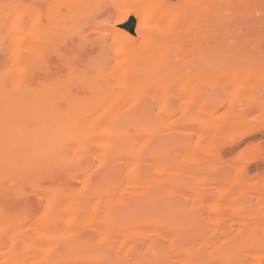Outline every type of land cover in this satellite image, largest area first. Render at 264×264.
Returning a JSON list of instances; mask_svg holds the SVG:
<instances>
[{
  "label": "rangeland",
  "instance_id": "374dc122",
  "mask_svg": "<svg viewBox=\"0 0 264 264\" xmlns=\"http://www.w3.org/2000/svg\"><path fill=\"white\" fill-rule=\"evenodd\" d=\"M127 21L131 22L128 28L133 31L123 28ZM25 88L29 91L25 92ZM25 96L26 104L22 99ZM28 98H32L31 102ZM78 98L82 107L75 105L80 104ZM67 105L73 116L75 112L76 116L83 113L82 117L69 116L68 124H73L75 129L72 125L73 129L64 127ZM76 106L83 108L82 111ZM0 110L3 112H0V142H4L0 143V156L3 158L11 153L10 146H15L16 140L19 143L24 131L33 132L34 126L42 128L48 139L56 137L53 134L57 132L53 130L60 132L61 126L64 128L61 130H70L78 137L75 142L70 133L63 131L74 140L64 139L71 148L60 147L63 135L59 136L60 142L58 137L54 138L56 146L51 144L49 148L54 155L45 162L40 163L42 158L39 163L35 161L38 168L32 166L30 171L18 173L14 171L16 167L6 168V162L0 167V196L6 198V201L2 197L0 200V206L4 201L0 213L3 216L5 213L4 217L0 214V225L8 229L10 237L16 233V241L17 233L22 232L24 236L29 227L37 236H32L36 241L34 248L31 247L34 242L26 238L30 235L24 238L27 241L21 234L20 242H16L18 254L26 258L25 264L34 261V264H108L105 260L109 264H264V0H0ZM57 110L64 113L63 117H59ZM35 112L47 122L44 118L38 120L40 117ZM126 112L132 116L123 114ZM49 115L61 118L60 124L57 119L60 128L51 123ZM79 129H85L86 136L84 133L82 137ZM71 130H77L73 132L78 135ZM40 131L35 130L43 136ZM40 134L35 135L37 148L43 142ZM80 135L81 141L84 142V136L90 140L84 144L85 152L81 149L83 143L79 144ZM110 137L109 145L107 138ZM112 137L117 148L120 144L122 148L116 153L118 156L121 153V157L109 159L122 173L115 170L114 177L109 171H102L109 161H100L103 157L110 158L104 151L109 153L116 148ZM110 146L113 149L108 151ZM39 148L35 151L39 152ZM126 148L139 152L131 156L132 152ZM61 151L77 161L67 166L65 163L70 159L64 158ZM56 152H61V160L55 158V162L52 158ZM124 152L127 153L124 155ZM80 157L89 161L86 162L88 171L86 166L82 170L78 165ZM82 171L95 184L90 189ZM104 173L111 175L106 177ZM6 186L12 190L5 189ZM69 192L71 197L67 199L72 198L78 207L72 201L70 204L74 205H68L70 201H67L68 206L63 205L62 210L63 200L56 205L53 194L66 198ZM15 195L20 198L16 206L14 203L10 206L8 201L14 197L12 200L16 202ZM83 196L90 199L87 204L81 203L86 197L78 199ZM129 196L135 199L140 196V201L135 203L132 197L135 205H130L131 208L126 205ZM80 206L81 210L88 209L84 210L87 214L77 210ZM9 207L14 211H9ZM31 207L30 212L35 209L31 213L33 217L26 213ZM127 207L132 216L112 225L109 215L124 213ZM62 212L68 217L63 218ZM23 217L27 221L20 220ZM10 225L18 228L10 229ZM4 230L0 228V237L7 243L4 253H8L15 238L10 240ZM49 232L53 236L51 233L46 236ZM77 240L86 246L80 247ZM74 241L82 248L79 252L73 251L78 256L75 259L72 252H66V257L55 248L46 250V242L58 247ZM107 243L109 246L111 243L114 252H108L110 247L106 251ZM157 244L159 247L153 251ZM25 246L28 250L35 249V254L30 250L26 255ZM93 246L96 247L92 249ZM134 250L136 255L140 254L138 258ZM151 250L155 252L153 257Z\"/></svg>",
  "mask_w": 264,
  "mask_h": 264
},
{
  "label": "bare ground",
  "instance_id": "6f19581e",
  "mask_svg": "<svg viewBox=\"0 0 264 264\" xmlns=\"http://www.w3.org/2000/svg\"><path fill=\"white\" fill-rule=\"evenodd\" d=\"M2 77H3V76H2ZM5 78H6V77H5ZM5 78H4V80H5ZM1 89H3V88H1ZM21 89H22V88H21ZM30 89H31V88H30ZM3 90H4V89H3ZM24 90H25V92H26V91H29V90H27V88H25ZM24 90H23V92H24ZM35 90H36V89H35ZM16 91H17V90H16ZM39 91H40V90H39ZM69 91H70V90H69ZM6 92H7V91H5V93H6ZM37 92H38V91H37ZM74 92H75V90H74ZM1 93H2V92H1ZM7 93H8V92H7ZM7 93H6V95H7ZM35 93H36V92H35ZM44 93H45V90H44ZM63 93H64V92H63ZM70 93H71V92H70ZM70 93H69V94H70ZM79 93H80V92H79ZM9 94H11V93H9ZM37 94H38V93H37ZM54 94H55V93H54ZM73 94H74V93H73ZM27 95H29L28 92H27ZM33 95H34V94H33ZM38 95H39V94H38ZM46 95H47V94H46ZM63 95H64V94H63ZM2 96H3V95H1V97H2ZM7 96H8V95H7ZM17 96H19V95H17ZM59 96H60V95H59ZM82 96H83V95H82ZM86 96H87V95H86ZM24 98H26V96L22 98V99L25 101ZM62 98H63V96H62ZM64 98H66V97H64ZM28 99H29V98H28ZM28 99H27V100H28ZM31 99H32V98H31ZM31 99H29V102H31V101H30ZM79 99H80V98H78V101H79ZM20 100H21V99H20ZM54 100H55V99H54ZM76 100H77V99H76ZM55 101H56V100H55ZM52 102H53V101H52ZM64 102H66V101H64ZM71 102H72V100H71ZM79 102H80V101H79ZM2 103H3V102H2ZM34 103H35V102H34ZM56 103H57V102H56ZM81 103H82V102H80V104H76V103H75V105L80 106ZM9 104H10V103H9ZM25 104H26V101H25ZM25 104H24V105H25ZM51 104H52V103H51ZM51 104H50V105H51ZM66 104H67V103H66ZM5 105H6V104H5ZM5 105H4V106H5ZM30 105H32V104L30 103ZM73 105H74V102H73ZM7 106H8V105H7ZM38 106L40 107V106H42V105H38ZM38 106H37V108H38ZM43 106H44V105H43ZM48 106H49V104H48ZM52 106H53V105H52ZM59 106H60V105H59ZM77 106H76V108H78ZM83 106H84V105H83ZM50 107H51V106H50ZM60 107H62V106H60ZM68 107H69V105H67V108H64V109H66V110L68 111V109H69ZM80 107H82V106H80ZM80 107H79L78 109H80ZM31 108H34V106H31ZM31 108H30V109H31ZM41 108H42V107H41ZM52 108L54 109V106H53ZM71 108L74 110L73 112L76 111V110H75V107L72 106ZM84 108H85V107H84ZM86 108H87V105H86ZM24 109H25V107H24ZM35 109H36V108H35ZM45 109H46V108H45ZM47 109H49V108H47ZM53 109H52V110H53ZM57 109H58V108H57ZM81 109H83V108H81ZM81 109H80V110H81ZM31 110H33V109H31ZM37 110H39V109H37ZM43 110H44V109H43ZM43 110H42V111H43ZM52 110H51V108H50V111H52ZM61 110H62V109H61ZM61 110H57L56 112L58 113V111H60V114H61ZM84 110H86V109H84ZM17 111H20V110H17ZM40 111H41V110H40ZM40 111H39V112H40ZM63 111H64V110H62V112H63ZM67 111H66V112H67ZM77 111H78V110H77ZM81 111H82V110H81ZM0 112H1V110H0ZM66 112H64V113H65L64 117H65V116H68V117H66L67 120H65V121H67V122H64V121H63V123L65 124L64 127H66V125L71 127V125H72V127L75 129V127H74L73 124H70V125L68 124V123H69L68 119H69V116H70V115H71V118H72V117L74 118V116L77 115L76 112H75V115H74V116H73L69 111H68V112H69L70 114L68 113V114L66 115ZM29 113L31 114V111H30ZM35 113H36V112H35ZM37 113H38V112H37ZM37 113H36V114H37ZM47 113H48V112H47ZM51 113H52V112H51ZM64 113H62L61 115L58 114L59 117H60V116L63 117L62 115H63ZM86 113H87V112H86ZM127 113H128V112L123 113V114L127 115ZM1 114H3V112H1ZM19 114H20V113H19ZM23 114L25 115V112H24ZM23 114H22V116H23ZM40 114H41V112H40ZM40 114L38 113V117H40V119L38 118V120L43 121V118H44V117H41ZM48 114H49V113H48ZM53 114H56V113H53ZM82 114H83V113L78 114V116H79V115L81 116ZM84 114H85V113H84ZM91 114H92V112H91ZM128 114L132 116L131 113H128ZM134 114H135V113H133V115H134ZM5 115H6V114H5ZM44 115H45V114H44ZM58 115H57V116H58ZM11 116H12V115H11ZM20 116H21V114H20ZM27 116H28V115H26V117H27ZM53 116H54V115H53ZM78 116H76V117H78ZM134 116H135V115H134ZM136 116L138 117L137 113H136ZM136 116H135V117H136ZM48 117H49L48 119H51V123L54 122V125L56 124V126H55L56 128H57V127L60 128V126L57 125V124H58V122H59V124L62 123V121L60 120L61 118H58V117H56V118H52V117H50V115H49ZM81 117H82V116H81ZM23 118H24V116H23ZM23 118H22V119H23ZM7 119H8V118H7ZM17 119H19V118H17ZM24 119L26 120V118H24ZM28 119H29V118H28ZM34 119H35V118H34ZM44 119H45V121L47 122L46 118H44ZM57 119H58V122H57ZM76 119H78V118H76ZM87 119H88V118H87ZM8 120H11V119H8ZM20 120H21V117H20ZM20 120H19V121H20ZM29 120H30V119H29ZM29 120H28V121H29ZM32 120H33V119H32ZM53 120H55L56 123H55V121H53ZM83 120H84V119H83ZM85 120H86V118H85ZM12 121H13V120H12ZM22 121H23V120H22ZM22 121H21V122H22ZM60 121H61V122H60ZM89 121H90V120H89ZM6 122H7V121H6ZM9 122H10V121H9ZM9 122H8V124H9ZM86 122H87V120H86ZM13 123H16V122L13 121ZM27 123H28V122H27ZM37 123H38V122H37ZM43 123H44V122H43ZM49 123H50V122H49ZM66 123H67V124H66ZM76 123H77V122H76ZM78 123H79V122H78ZM80 123H81V122H80ZM16 124H17V123H16ZM38 124H39V123H38ZM47 124H48V123H47ZM82 124H84V123H82ZM82 124H79L80 126H79V125H78V126L81 127ZM5 125H6V124H5ZM11 125H12V124H11ZM33 125H34V123H33ZM48 125H49V124H48ZM48 125H47V126H48ZM93 125H94V123H93ZM0 126H1V125H0ZM47 126L45 125V127H47ZM52 126H53V125H52ZM24 127H25V126H24ZM29 127H30V126H29ZM34 127H35V128H33V129H34L33 132H30V133H29V132L26 130V128H25V130L27 131V133H25L26 131L23 130V131H24V134H23V135H22V133H21V132H22V131H21L22 129H19L21 132H20V133L18 132V133H19V135H20V134L22 135V136H21L22 138H21V140H19V143H18V140H16V139L19 138L20 136L17 137V136H18V135H17V136H16L17 138L15 139V140L17 141V144H16V142H14V144H16V145L13 146V147H11L12 145L10 146L9 151H10L11 153L8 152V153L5 154V156L3 155L5 159H4L2 156H0V167H1L2 165H5L4 163L6 162V166H5L6 168H7L8 166H10V167H8V169L11 168V167H12V169H13V167H16L14 171L17 170L16 172H18V173H19V172H22V171H25V170H27V169H29L28 171H30V168H31L32 166H33V167L35 166L34 168H38V167H37V164L39 163V161H38L39 159L42 158V160H40V163H41V161H42V162H45V161H43V160H46V158H49V157L51 158V156H52L51 154H53V153L49 152V148H51V146H52L51 144H54V146H56L55 143H54L55 141H52V140H54V138L56 139V137H58V138H59V142H60V139H61V138H60V137H61L60 135H63V136H64V137H62V138H63V141H61L62 143H60V144H61L60 147H63V146L66 147V146H67L66 144H68V141H70V138H71V141H74V140H75V142H78V141H77L78 137H74V136L70 133V130H61V129L63 128V126H61V128L59 129L60 132H58L57 130H53V131H56V132H57L56 134H53V133H52L53 136H56V135H57V136H56V137H52V139H48V138H50L49 136H44V134H47V133H46V132H43L42 128H39V127H38L39 130H41L40 132H43V134H42L43 136H41V134L38 133V132H39L38 128H36V126H34ZM55 127H52V128H55ZM72 127H71V129H73ZM82 127H84V126H82ZM19 128H21V127H19ZM52 128H51V129H52ZM84 128H86V127H84ZM12 129H13V128H12ZM57 129H58V128H57ZM63 129H64V128H63ZM15 130H18V128L15 129ZM29 130H30V129H29ZM35 130L38 131L37 133L40 134V136L42 137V138H41V137L39 136L38 138H39V139H40V138L43 139V140H42L43 142L39 140L40 143H41V142L43 143V144L41 143V145H42L41 147H40L39 144H38L39 141L36 142V144H38V146L40 147V148L38 147V148H39V152H38V151H35V148H36V150L38 149L37 146L35 147V140H37L36 136L38 135V134L35 132ZM86 130H87V129H86ZM89 130H90V129H89ZM8 131H9V130H8ZM8 131H7V132H8ZM13 131H14V130H13ZM13 131H10V134H11ZM45 131H47L46 128H45ZM63 131H66V132H67L66 134H69V133H70V135H72V136L74 137V138H73L74 140L72 139V136L69 137L70 135H69V136L66 135L68 139L65 138L66 136L64 135L65 133H64ZM68 131H69V132H68ZM73 131H77V130H71V132H73ZM79 131H80V134L82 133V137H83V134L85 133V129H84V130H82V129L80 130V129H79ZM83 131H84V132H83ZM91 131H92V130H91ZM1 132H2V131H1ZM34 132H35V133H34ZM77 132H78V131H77ZM86 132H87V131H86ZM18 133H17V134H18ZM33 133H34V134H33ZM59 133H60V134H59ZM62 133H63V134H62ZM87 133H88V132H87ZM5 134H6V133H5ZM7 134H9V133H7ZM12 134H14V133H12ZM25 134H27V135H25ZM30 134H31L32 136H31ZM36 134H37V135H36ZM73 134H74V132H73ZM76 134H77V133H75L74 135L77 136L78 134H77V135H76ZM2 135H3V134H2ZM35 135H36V136H35ZM47 135H48V134H47ZM84 135L86 136V133H85ZM12 136H13V135H12ZM12 136H11V137H12ZM24 136H25V137H24ZM26 136H27V137H26ZM59 136H60V137H59ZM85 136H84L85 139L83 138L84 142L81 141V138H82L81 135L79 136V138H80V139H79V140H80V141H79V144L81 143L80 145H82V143H83V146H84V147L81 146V149H82V150H84L85 147H86V145H84L85 142H86L87 140H89V139L86 140V138H88V137H85ZM88 136H90V135H88ZM111 136H113V135H111ZM8 137H10V136L8 135ZM14 137H15V136H14ZM44 137H46V138H47L48 140H50V141H48V140H46V139H45V141H44ZM103 137H105V136H103ZM117 137H118V136H117ZM120 137H121V136H120ZM35 138H36V139H35ZM89 138H90V137H89ZM170 138H171V137H170ZM0 139H1V138H0ZM64 139H65V140H68V141H65ZM99 139H100V138H99ZM107 139H108V142H110L111 137H110V138H107ZM112 139H114V137H112ZM121 139H122V137H121ZM125 139L127 140V138H125ZM1 140H2V139H1ZM1 140H0V141H1ZM4 140H5V139H4ZM104 140H105V139L102 140V138L100 139L101 142H102V141L104 142ZM115 140H116V139H114V140H112V141H114L113 144L115 145L116 148H115L114 150H112L113 147L110 146V148H109L108 151H111V150H112L111 152H109V153H106V151H104L105 153L103 152V154H105V155H106V154H109L108 156H110V158H108V159H107V157H106V158H105V157L102 158V156H104V155H103L102 153L99 154V155H101L100 158H102V160H100V161L103 162L104 159H105V161H106V160L109 161V162H107V163L104 161V162L106 163V165L108 164L109 169H107L108 166H107V167L105 166L106 170H102V171H104V172H105V171H109V173L113 174V175L110 174L112 177H114V176L116 175V174H115V170H117V169H115V166H113L112 161H110L109 159H112V157H114L112 160H114V159H118L121 153L119 154V156H118L116 153H118L119 150L122 149V148H121V144H120V146L118 147L119 149L117 148V145H116ZM128 140H131V137H130ZM71 141H70V142H71ZM89 141H90V140H89ZM2 142H3V141H2ZM2 142H0V143L2 144ZM52 142H53V143H52ZM57 142H58V141H57ZM63 142H64V143H63ZM65 142H66V143H65ZM70 142H69V143H70ZM75 142H74V143H75ZM108 142H106V140H105V144H107ZM123 142H126V141H125V140H124V141L122 140V143H123ZM131 142H132V141H131ZM155 142H157V138H156ZM3 143H4V142H3ZM87 143H88V142H87ZM111 143H112V142H110V143H108V144L110 145ZM119 143H120V141H119ZM119 143H118V145H119ZM151 143H152V142H151ZM5 144H6V143H5ZM11 144H12V143H11ZM45 144H46V145H45ZM58 144H59V143H58ZM97 144H98V143H97ZM128 144H129V143H128ZM134 144H135V143H134ZM147 144H148V143H147ZM164 144H165V143H164ZM44 145H45V146H44ZM50 145H51V146H50ZM68 145H69V144H68ZM73 145H74V144H73ZM73 145H72V146H73ZM87 145H89V144H87ZM123 145H124V147H125V146L127 147L126 144L123 143ZM152 145H154V143H153ZM54 146H53V147H54ZM129 146H130V145H129ZM0 147H1V146H0ZM8 147H9V146H8ZM42 147H44L45 149L42 148ZM60 147H59V148H60ZM64 147H63V148H64ZM67 147H68V146H67ZM124 147H123V148H124ZM150 147H151V145H150ZM5 148H6V147H5ZM41 148H42V149H41ZM54 148L56 149V147H54ZM57 148H58V147H57ZM59 148H58V149H59ZM63 148H62V149H63ZM68 148H71V147H68ZM86 148H87V147H86ZM104 148H105V147H104ZM132 148H134V147H132ZM163 148H164V147H163ZM168 148H169V147H168ZM168 148H167V149H168ZM0 149H2V148H0ZM11 149H13V150H12L13 152H14V149H15V150L17 149V152L13 153V152L11 151ZM18 149H19V150H18ZM65 149H66V148H64V150H65ZM76 149H77V148H76ZM78 149H79V148H78ZM81 149H80V152H81ZM89 149H92V148L89 147ZM106 149H107V148H106ZM126 149L128 150V149H130V148H126ZM126 149H125V150H126ZM156 149H157V148H156ZM160 149H161V148H160ZM41 150H42V151H41ZM59 150H61V149H59ZM69 150H70V149H69ZM69 150H68V151H69ZM99 150L101 151V149L98 148V153H99ZM131 150H132V149H130V151H131ZM5 151H6V150H5ZM50 151H51V149H50ZM52 151H53V150H52ZM55 151H57V150H55ZM68 151H67V152H68ZM108 151H107V152H108ZM135 151H136V150H135ZM135 151H134V149H133V151H131V152H132V153H131V156H132V154H133ZM61 152H62V151H61ZM61 152H56V155L54 156V158H52L53 161L56 162V159L61 160V157H60ZM64 152H65V151H64ZM64 152H62V153H64ZM80 152H79V154L82 153V152H81V153H80ZM84 152H85V150H84ZM137 152H139V151H136V153H137ZM152 152H153V151H152ZM166 152H167V151H166ZM1 153L3 154V152H1ZM69 153H70V152H69ZM126 153H127V152H126ZM126 153L124 152V155H125ZM136 153H135V154H136ZM154 153H155V152H154ZM161 153H163V152H161ZM161 153H160V154H161ZM167 153H168V152H167ZM167 153H166V155H167ZM57 154H58L59 156H58ZM66 154L68 155V153H64V158H66V157L68 158L69 156H71V155H68V156H67ZM88 154H89V153H88ZM53 155H54V154H53ZM83 155H85V154L83 153ZM113 155H114V156H113ZM56 156H57V157H56ZM61 156H62V155H61ZM65 156H66V157H65ZM106 156H107V155H106ZM115 156H116V157L118 156V158H115ZM128 156H129V154H128ZM135 156H136V155H135ZM62 157H63V156H62ZM84 157H85V156H84ZM120 157H121V156H120ZM125 157H126V156H125ZM125 157H124V158H125ZM139 157H140V155H139ZM155 157H156V156H155ZM155 157L152 156V158H155ZM55 158H56V159H55ZM89 158H91V157H89ZM128 158H129V157H128ZM130 158H131V157H130ZM62 159H63V158H62ZM68 159H70V158H68ZM72 159H73V158H72ZM72 159H70V161H69L70 165H68L69 163L66 162L67 159H66V160L63 159L66 163H65L64 161H63V162H64L67 166H71V165L74 164V162L77 161V160L75 161V159H74V160H73L74 162H73ZM85 159H86V158H84V160H85ZM93 159H94V158H93ZM134 159H135V158H134ZM79 160L82 161V163H81V161L78 162V163H79L78 165H79L81 168H82L83 166H84V167L86 166V167H85L86 169H87V166L89 167V164L86 163V162H89V161H86V160L84 161L83 158L81 159V157H80ZM88 160H89V159H88ZM35 161H38V163L36 162V163H37V164H36ZM47 161H49V159H47ZM57 161H58V160H57ZM90 161H91V159H90ZM92 161H93V160H92ZM116 161H117V160H116ZM136 161H137V160H136ZM162 161H164V160H162ZM59 162H60V161H59ZM61 162H62V161H61ZM93 162H94V161H93ZM138 162H139V161H138ZM156 162H159V160L156 161ZM57 163H58V162H57ZM72 163H73V164H72ZM80 163H81V164H80ZM84 163H85V164H84ZM105 163H104V164H105ZM42 164H43V163H42ZM45 164H46V163H45ZM60 164H61V163H60ZM75 164H76V165H74V166H78L77 163H75ZM83 164H84V165H83ZM86 164H88V165H86ZM101 164H103V163H101ZM42 166H43V165H42ZM50 166H51V165H50ZM33 167H32V168H33ZM141 167H142V165H141ZM3 168H4V167H3ZM39 168H40V167H39ZM68 168H69V167H68ZM77 168H78V167H77ZM77 168H76V170H77ZM81 168H78V169H81ZM85 168H84V170H86ZM90 168H91V167H90ZM90 168H89V169H90ZM105 168H104V169H105ZM145 168L147 169V167H145ZM0 169H1V168H0ZM8 169H6V171H7L6 174H8V172H9ZM101 169H102V168H101ZM143 169H144V168H143ZM36 170H37V169H36ZM36 170H35V171H36ZM82 170H83V168H82ZM3 171H4V169H3ZM32 171H33V169H32ZM35 171H34V172H35ZM69 171H70V170H69ZM78 171H80V170H78ZM86 171H88V169H87ZM100 171H101V170H100ZM102 171H101V173H102ZM117 171H118V170H117ZM142 171H143V170H142ZM142 171H139V172H142ZM145 171H149V170L147 169V170H145ZM34 172H33V173H34ZM74 172H75V171H74ZM82 172H83L84 174L81 173V172H80V173H81V174L83 175V177L86 179L88 189H90L89 186H92L93 183H92V181L90 182L89 179L86 177V176H88L87 174H85L86 172H85V171H82ZM131 172H132V171H131ZM143 172H144V171H143ZM143 172H142V173H143ZM14 173H15V172H14ZM18 173H17V174H18ZM23 173H24V172H23ZM87 173H88V172H87ZM95 173H96V172H95ZM118 173H120V172L118 171ZM132 173H133V172H132ZM2 174H3V173H2ZM2 174H1V175H2ZM92 174H93V173H92ZM99 174H100V172H99ZM121 174H122V173H120V175H121ZM146 174H147V173H145V175H146ZM8 175H9V174H8ZM29 175L32 176V174H29ZM29 175H28V176H29ZM96 175H97V174H96ZM100 175H101V174H100ZM104 175L106 176V173H104ZM108 175H109V174H108ZM108 175H107V176H108ZM110 175H109V176H110ZM120 175H117V176H120ZM123 175H124V173H123ZM4 176H5V175H4ZM14 176H15V174H14ZM18 176H19V175H18ZM20 176H23V175L20 173ZM25 176H26V175H24V177H25ZM28 176H27V178H30V177H28ZM89 176H90V174H89ZM107 176H106V177H107ZM143 176H144V175H143ZM147 176H148V174H147ZM6 177H7V176H6ZM12 177H13V175H12ZM24 177H23V179H24ZM91 177L93 178L92 175H91ZM106 177H105V179H107V180L110 181V178H109V177L106 178ZM112 177H111V178H112ZM123 177H124V176H123ZM0 178H1V176H0ZM25 178H26V177H25ZM103 178H104V176L102 177V182L104 183ZM117 178H118V177H117ZM117 178H115V179H117ZM119 178H120V177H119ZM132 178H133V177H132ZM161 178H162V177H161ZM165 178H166V177H165ZM149 179H150V178H149ZM162 179H163V178H162ZM9 180H10V179H9ZM118 180H119V179H118ZM118 180H116V181H118ZM121 180H122V179H121ZM121 180H120V181H121ZM4 181H5V180H4ZM140 181H142V180H140ZM145 181L147 182V180H145ZM148 181H149V180H148ZM150 181H152V179H151ZM97 182H98V181H97ZM111 182H112V180H111ZM113 182L115 183V180H114ZM143 182H144V181H143ZM146 182H144V183H146ZM6 183H7V182H5L4 185H7ZM11 183H12V181H11ZM106 183H107V182H106ZM117 183H118V182H117ZM120 183H121V182H120ZM120 183H118V184H120ZM122 183H123V181H122ZM124 183H125V182H124ZM148 183H149V182H148ZM0 184H1V183H0ZM107 184H108V183H107ZM151 184H153V182H152ZM151 184H149V185H151ZM17 185H18V184H17ZM31 185H32V184H31ZM94 185H95V184H93V186H94ZM104 185H105V183H104ZM116 185H117V184H116ZM137 185H138V184H137ZM153 185H154V184H153ZM160 185H161V184H159V186H160ZM93 186H92V187H93ZM121 186H122V184H121ZM1 187L3 188V186H1ZM119 187H120V186H119ZM2 188H1V189H2ZM4 188L7 189V186L4 187ZM16 188H17V187H16ZM71 188H72V187H71ZM115 188H117V186H116V187L114 186V190H115ZM131 188H132V187H131ZM156 188H157V187H156ZM179 188H180V187H179ZM5 189H4V190H5ZM68 189H69V188H68ZM119 189H121V188H119ZM135 189H136V188H135ZM140 189H141V188H140ZM144 189H145V188H144ZM152 189H154V187H153ZM7 190H8V191H9V190L11 191L12 189H9V186H8V189H7ZM91 190H93V188H92ZM137 190H138V189H137ZM0 191H1V190H0ZM5 191H6V190H5ZM100 191H101V190H100ZM115 191H116V190H115ZM151 191H152V190H150V192H151ZM113 192H114V191H113ZM136 192H137V191H136ZM91 193L93 194V191H91ZM116 193H117V192H115V194H116ZM118 193H119V192H118ZM151 193H152V192H151ZM8 194H9V193H8ZM15 194L17 195L18 193H15ZM100 194H101V193H100ZM113 194H114V193H113ZM127 194H128V193H127ZM147 194H149V193H147ZM154 194H155V193H154ZM166 194H167V192H166ZM0 195H2V194H0ZM16 195H15V197H17V198H16V202H13V200H12V199H14V197H11V200H9V201H8V199H7L8 203L11 202V204L9 203L10 206H11L13 203H14L13 205L16 206L15 204L18 202L17 199H19V198L21 197L20 192H19V194H18L20 197H19V196H16ZM54 195H55V196H54ZM63 195H64V194H63ZM68 195H69V196H68ZM68 195H66V196L64 195L66 198H63V196H62V198H61V194L59 195V194L54 193V194H53V201H54V203H55L56 205H57V203H58V205H59V204H60L59 202H62V200H63V202H62V204H61L60 206L62 207V206L64 205V207H65V204L67 205V203H68L67 201H70V199L68 200L67 198H68V197H71V193L69 192ZM93 195H94V194H93ZM121 195H122V194H121ZM139 195H140V194H139ZM56 196H57V197H56ZM58 196H60L61 199H58V198H59ZM87 196L90 197L91 195H90V196L87 195ZM87 196H83L82 198H78V199L80 200V199H83L84 197L88 198ZM126 196H128V195H126ZM142 196H144V195H142ZM142 196H141V197H142ZM149 196H151V195H149ZM1 197L4 198V200L6 201V198H5L4 196H0V200H3ZM18 197H19V198H18ZM73 197H74V196H73ZM130 197H131V198H130ZM132 197H133V196H129V199H130V200L126 197V198H127V204H126V205H128V206H130V205H131V206H134V205H135V204H133L132 201H131V200H132ZM138 197L140 198V196H138ZM138 197H136V199H135V197H133V199H134V203H135V200H139ZM161 197H162V196H161ZM86 198H85L84 200H81V203H82V202H83V203L86 202V204H87V202H89L90 199L88 198V199H87L88 201H87ZM90 198H92V197H90ZM126 198H125V199H126ZM173 198H174V197H173ZM9 199H10V197H9ZM75 199L77 200V195H76V198H75ZM153 199H154V198H153ZM59 200H61V201H59ZM64 200H65L66 202H65ZM202 200H203V198H202ZM71 201L74 202V203L76 202V201L72 200V198H71ZM71 201L68 203V205L71 203ZM77 201H78V200H77ZM117 201H118V200H117ZM139 201H140V200H139ZM92 202H93V201H92ZM136 202H137V201H136ZM151 202H152V201H151ZM158 202H159V201H158ZM161 202H162V201H161ZM171 202H172V201H171ZM0 203H1V202H0ZM3 203H4V201L2 202V205H3ZM8 203H6V204H8ZM74 203H73V205H74ZM125 203H126V202H125ZM146 203H148V202H146ZM146 203H145V205H146ZM177 203H178V202H177ZM179 203H180V202H179ZM79 204H80V203H78V205H79ZM137 204H138V203H137ZM155 204H156V203H155ZM160 204H161V203H160ZM180 204H181V203H180ZM183 204H184V203H183ZM2 205H1V206H2ZM13 205H12V206H13ZM68 205H67V206H68ZM73 205L70 204V206H73ZM75 205L77 206V203H75ZM81 205H82V204H81ZM124 205H125V204H124ZM143 205H144V204H143ZM150 205H151V204H150ZM169 205H170V204H169ZM177 205H178V204H177ZM184 205H185V204H184ZM1 206H0V207H1ZM6 206H7V205H6ZM85 206H87V205H85ZM131 206H130V208H131ZM152 206H153V205H152ZM159 206H160V205H159ZM174 206H176V205L174 204ZM4 207H5V206H4ZM18 207H19V206H18ZM77 207H78V206H77ZM81 207H82V206H80V208H78L77 210H78V211H82L83 214H84V213L87 214V212H85V211H87L88 209H86V207H85L86 210H85L84 208L81 210ZM135 207H136V206H135ZM135 207H134V208H135ZM139 207H140V206H139ZM183 207H184V206H183ZM9 208H10V207H9ZM9 208H7V210H8ZM33 208H34V207H33ZM71 208L73 209V207H69V209H71ZM75 208H76V207L74 206V209H75ZM132 208H133V207H132ZM141 208H142V206L140 207V209H141ZM178 208H179V207H178ZM184 208H185V207H184ZM30 209L32 210V207L28 209V210H29V211H28L29 213H28L27 210H26V213H27L28 216H29V214H31L32 212L35 211V209H33V211L30 212V211H31ZM90 209H91V208H90ZM115 209H116V208H115ZM128 209H129V208L127 207V209H126L125 211L127 212ZM137 209H138V208H137ZM155 209H157V208L154 207V210H155ZM11 210L14 211V209H11V208H10L9 211H11ZM17 210H19V209H17ZM62 210H63V207H62ZM66 210H68V209H66ZM84 210H85V211H84ZM130 210H131V209H130ZM150 210H152V209H150ZM171 210H173V209H171ZM2 211H3V210H2ZM24 211H25V210H23V212H24ZM74 211H76V210H74ZM125 211H124V213H117V212H116V213H112L111 215H109V216H110V217H109V218H110L109 221L111 222V224H112V225H113V224H118L119 222H120V224H121V221H120L121 219L123 220V218L129 217L130 214H129L128 212H127V214H126ZM148 211H149V210H148ZM6 212H7V211H6ZM64 212L66 213L67 211L64 210ZM76 212H77V211H76ZM188 212H189V211H187V213H188ZM3 213H4V211H3ZM10 213H11V212H10ZM24 213H25V212H24ZM24 213H23V214H24ZM70 213H71V212H70ZM131 213H132V212H131ZM158 213H159V212H158ZM191 213H192V212H191ZM193 213H195V212H193ZM0 214L3 216L2 213H0ZM6 214H7V213H6ZM20 214H22V213H20ZM32 214H33V213H32ZM32 214H31V215H32ZM61 214L64 215L63 218H64L65 216L68 217V215H67V214L65 215L63 212H62ZM61 214H60V215H61ZM68 214H69V213H68ZM86 214H85V215H86ZM133 214H134V213H133ZM138 214H139V212H138ZM159 214H160V213H159ZM163 214H164V213H163ZM200 214H201V213H200ZM7 215H8V214H7ZM12 215H13V214H12ZM14 215H17V216H18L19 214H14ZM27 215H26V216H27ZM60 215H59V216H60ZM69 215H71V214H69ZM92 215H93V214H92ZM92 215H90V216H92ZM105 215H106V214H105ZM4 216H5V213H4ZM4 216H3V217H4ZM9 216H10V215H9ZM19 216H21V215H19ZM19 216H18V217H19ZM23 216H25V215H23ZM28 216H27V220H30V222H31V219H28ZM61 216H62V215H61ZM90 216H89V218H90ZM95 216H97V215H95ZM130 216H132V215H130ZM135 216H136V214H135ZM155 216H156V215H155ZM194 216H195V215H194ZM21 217H22V216H21ZM32 217H33V215H32ZM69 217H70V216H69ZM79 217H80V216H79ZM79 217H78V218H79ZM98 217H99V215H98ZM151 217H152V216H151ZM196 217H199V216H196ZM1 218H2V217H1ZM25 218H26V217H23V218H21L20 220H23V219H25ZM71 218H72V217H71ZM73 218H74V217H73ZM75 218H77V217L75 216ZM75 218H74V219H75ZM78 218H77V220H78ZM81 218H82V217H81ZM83 218H84V215H83ZM99 218H101V217H99ZM99 218H98V219H99ZM105 218H107V217H105ZM131 218H132V217H131ZM144 218H145V217H144ZM156 218H157V217H156ZM79 219H80V218H79ZM103 219H104V218H103ZM150 219H151V218H150ZM11 220H12V219H11ZM11 220H10V221H11ZM25 220H26V219H25ZM25 220H24V222L27 221V220H26V221H25ZM60 220H61V219H60ZM84 220H85V219H84ZM90 220H91V219H90ZM96 220H97V219H96ZM99 220H100V219H99ZM99 220H98V221H99ZM106 220H107V222H109L108 219H106ZM63 221H64V219H63ZM145 221H146V220H145ZM11 222L15 223L16 220H15V221H11ZM82 222H83V221H82ZM21 223H22V222H21ZM32 223H33V222H32ZM10 224H12V223H10ZM84 224H85V223H84ZM103 224H104V223H103ZM103 224H102V225H103ZM107 224H108V223H107ZM107 224H106V225H107ZM120 224H119V225H120ZM6 225L8 226V224H6ZM6 225H4V226L6 227ZM23 225H24V224H23ZM103 226H104V225H103ZM103 226H102V228H103ZM114 226H115V225H114ZM114 226H113V227H114ZM10 227H11V225H10ZM12 227H13V225H12ZM12 227H11L10 229H12ZM33 227H34V224H33ZM84 227H85V226H84ZM110 227H111V225H110ZM0 228H1L2 230H4L3 225H2V226L0 225ZM13 228L16 229V228H18V226L15 225ZM85 228H86V227H85ZM105 228H106V229H105ZM105 228H104V229L107 231V227H105ZM108 228H109V225H108ZM29 229H30V230H29ZM31 229H32V227L26 228V230H27L28 233H27L26 230L24 229V230H25V231H24L25 233L23 232V233L25 234L24 236H23V234H22V232H21V234H22V238H23V239H24L27 235H30V237L27 236L26 238H27V239L29 238V239L31 240V241H30V240L28 239L30 243H31V242L33 243V242H34V245L32 244L33 246H31L30 244H27V241H28L27 239H24V240H27L26 242L23 241V239H21V240H22V243L24 242L27 246L29 245L28 248H30V246H31L32 248H34V247H35V242H36V241L32 240V239H33L32 236H33V235L36 236V234H35V231L32 232ZM68 229H69V228H68ZM68 229H67V230H68ZM71 229H72V230H71V231H72L71 233H72V234H75V233H73V232H74V231H73V228H71ZM77 229H78V228H77ZM114 229H117V228L114 227ZM6 230H7V232H5V233H7V234H5V235H8V229H5L4 231H6ZM83 230H84V228H83ZM85 230H86V229H85ZM108 230H111V228H109ZM13 231H14V230H13ZM13 231H12V232H13ZM52 231H53V230H52ZM75 231H76V230H75ZM102 231H103V230H102ZM114 231H115V230H114ZM17 232H18V231H17ZM54 232H55V230H54ZM86 232H87V231H86ZM86 232H85V233H86ZM3 233H4V232H3ZM29 233H31V234H29ZM50 233H51L52 236H53V233H52V232H49V234L46 235V236H50ZM10 234H11V233H10ZM17 234H19V235H17V239H18V241L20 242L19 236H21V234H20L19 232H18ZM81 234H82V232H81ZM87 234H88V232H87ZM108 234H109V231H108ZM78 235H80L79 232H78ZM78 235H77V236H78ZM113 235L115 236V232L113 233ZM8 236H9L10 240L12 239L11 237L15 238V241L13 242V245H11V246L9 245V246H10V247H9L10 250L7 249V250H8V253H4V250H6L5 247L8 246V245H7V243H6V242L0 237V254H1V256H2L1 259H0V264H22V262L25 264L26 258L22 259V258H23V257H22V254H20L21 256L18 254V247H17V244H18L19 242L16 241V237H15V236H16V233H15L14 236H11V237H10V235H8ZM8 236H7V237H8ZM70 236H71V235H70ZM72 236H73V238H75L74 235H72ZM77 236H76V237H77ZM89 236H90V235H89ZM107 236H108V235H107ZM36 237H37V236H36ZM85 237L87 238V236H85ZM85 237H84V238H85ZM73 238H72V240H73ZM78 238H80V236H78ZM78 238H77V239H78ZM34 239H35V237H34ZM36 239H37V238H36ZM39 239H40V238H39ZM81 239H82V238H80V240H81ZM88 239H89V238H87L86 240L84 239V240L87 242ZM105 239H106V238H105ZM110 239H111V238H110ZM110 239H109V240H110ZM50 240H51V239H50ZM74 240L76 241V239H74ZM80 240H77V241H78V244H80V247H81V246H86V243H85V245H81V244H83V243H82V242L80 243ZM109 240H108V241H109ZM152 240H153V239H152ZM39 241L41 242V240H39ZM51 241H52V240H51ZM75 241H74V243L69 242V243H65L64 245H62V244H61V245H58V247L55 246L56 244L54 245L55 247H54V246L51 247L50 245L52 244L53 241H52L51 243H49V242H50V241H49V242H46V245H47L46 248L49 247V248H51L50 250H52V251H53V249L55 248V251L57 250L56 252L60 251V254H61V253H65V256H66V252H72L71 254H72V256H73V254L75 253V252H73V251H78V252H79L80 249H82V248H78L79 246H78L77 244H75ZM16 242H18V243H16ZM29 242H28V243H29ZM106 242H107V241H106ZM150 242H151V240H150ZM160 242H161V241H160ZM47 243H49L50 245L47 244ZM55 243H56V242H55ZM87 243H88V242H87ZM103 243H105V242H103ZM151 243H153V242H151ZM161 243H163V242H161ZM161 243H159V244H161ZM11 244H12V242H11ZM25 244H24V245H25ZM37 244H38V243H37ZM88 244H89V243H88ZM91 244L93 245V243H91ZM91 244H90V245H91ZM100 244H102V243H100ZM107 244H108V243H107ZM159 244L156 245V248H155V249L152 248L153 251H154V250L156 251L157 247H159V246H158ZM22 245H23V244H22ZM52 245H53V244H52ZM139 245H140V244H139ZM139 245H138V246H139ZM163 245H164V243H163ZM60 246H61V247H60ZM104 246H105V245H104ZM106 246H107V247L105 248L106 251H107V249H108L110 246L112 247L111 243H110V246H109V244L106 245ZM153 246H154V243H153ZM25 247H26V246H25ZM56 247H57V248H56ZM89 247H90V246H89ZM94 247H96V246H93L92 249H93ZM111 247H110V249H109L108 252H110V250L113 249V248L111 249ZM154 247H155V246H154ZM161 247H164V246H161ZM263 247H264V246H263ZM23 248H24V246H23ZM26 248H27V247H26ZM26 248H25V249H26ZM28 248H27L26 252H25V249H24L25 254H26L28 251L30 252V250H32V253L35 254V252H36L35 249H30V250H28ZM49 248L46 249L48 252H49ZM86 248H87V247H86ZM90 248H91V247H90ZM139 248H140V247H139ZM165 248H166V247H165ZM165 248H164V249H165ZM19 249H21V248H19ZM76 249H78V250H76ZM87 249H88V248H87ZM87 249H86V250H87ZM92 249H91V250H92ZM140 249H141V248H140ZM140 249H139V250H140ZM164 249H162V250H164ZM96 250H97V249H96ZM100 250H102V249H100ZM19 251H21V250H19ZM22 251H23V250H22ZM22 251H21V252H22ZM102 251H103V250H102ZM112 251L114 252V250H112ZM118 251H119V250H118ZM134 251H135L134 254L136 255V250H134ZM153 251H152V250L150 251L151 254H152V257H153V255L155 254V252H153ZM165 251H166V250H165ZM171 251H172V250H171ZM29 252H28V253H29ZM95 252H96V251H95ZM113 252L110 253V254H111L112 256H113V255L116 256V254H113ZM119 252H120V251H119ZM129 252H130V251H129ZM150 252H149V253H150ZM30 253H31V252H30ZM46 253H47V252H46ZM58 253H59V252H58ZM58 253H57L56 255H55V254H54V255L58 257V255H59ZM261 253H263V251H261ZM67 254H68V253H67ZM91 254H92V253H91ZM95 254H97V253H95ZM106 254H107V253H106ZM26 255H28V254H26ZM46 255H47V254H46ZM128 255H129V254H128ZM138 255L140 256V254L137 253V255H136L137 258H138ZM51 256H52V255H51ZM51 256H50V257H51ZM61 256H63V254H61ZM72 256H70V254H68V257H71V258H72ZM99 256H100V255H99ZM112 256H111V257H112ZM121 256H122V255H121ZM129 256H130V255H129ZM142 256H143V255H142ZM147 256L149 257L150 255H149V254H146V257H147ZM21 257H22V258H21ZM53 257H54V256H53ZM66 257H67V256H66ZM73 257H74V256H73ZM77 257H78V256H76V253H75V257H74V259L77 258ZM105 257H107V256H105ZM105 257H104V258H105ZM109 257H110V256H109ZM148 257H147V258H148ZM33 258H35V257H33ZM33 258H31V259H33ZM51 258H52V257H51ZM93 258H94V257H93ZM121 258H122V257H121ZM143 258H145V257L143 256ZM150 258H151V256H150ZM150 258H149V259H150ZM52 259H53V258H52ZM55 259H56V258L54 257L53 260H55ZM61 259H62V258H61ZM61 259H60V260H61ZM66 259H67V258H66ZM69 259H70V258H69ZM69 259H68V260H69ZM79 259L81 260L82 258L80 257ZM98 259H99V258H98ZM106 259H107V258H106ZM112 259H113V258H112ZM125 259H126V258H125ZM135 259H136V258H135ZM24 260H25V261H24ZM27 260H28V259H27ZM33 260H35V259H33ZM47 260H48V259H47ZM56 260L59 261V259H56ZM56 260H55V261H56ZM68 260H66V261L68 262ZM110 260H111V259H110ZM123 260H124V258H123ZM28 261L30 262V259H29ZM28 261H27V262H28ZM49 261H50V258H49ZM62 261H63V260H62ZM63 262H65V261H63ZM79 262H80V261H79ZM96 262H97V261H96ZM104 262H106V263H108V264L110 263L109 261H106V260H105ZM34 263H35V261H34ZM34 263H32V264H34ZM58 263H61V262H58ZM65 263H66V262H65ZM88 263H89V262H88ZM100 263H101V262H100ZM26 264H27V263H26ZM29 264H30V263H29ZM62 264H63V263H62ZM82 264H83V262H82ZM150 264H151V263H150Z\"/></svg>",
  "mask_w": 264,
  "mask_h": 264
},
{
  "label": "trees",
  "instance_id": "16d2710c",
  "mask_svg": "<svg viewBox=\"0 0 264 264\" xmlns=\"http://www.w3.org/2000/svg\"><path fill=\"white\" fill-rule=\"evenodd\" d=\"M123 28L127 29V30H130V31H133L132 29H129L126 24L123 26Z\"/></svg>",
  "mask_w": 264,
  "mask_h": 264
},
{
  "label": "crops",
  "instance_id": "0c3cea01",
  "mask_svg": "<svg viewBox=\"0 0 264 264\" xmlns=\"http://www.w3.org/2000/svg\"><path fill=\"white\" fill-rule=\"evenodd\" d=\"M130 23H131L130 21H127V22H126L127 27H128V25H130Z\"/></svg>",
  "mask_w": 264,
  "mask_h": 264
}]
</instances>
